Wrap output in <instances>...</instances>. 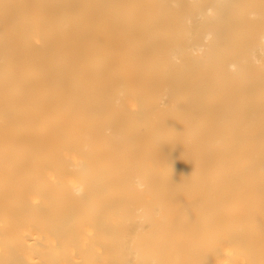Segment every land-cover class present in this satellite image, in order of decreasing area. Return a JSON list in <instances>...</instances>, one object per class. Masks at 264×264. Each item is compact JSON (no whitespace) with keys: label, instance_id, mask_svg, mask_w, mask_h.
<instances>
[{"label":"bare ground","instance_id":"bare-ground-1","mask_svg":"<svg viewBox=\"0 0 264 264\" xmlns=\"http://www.w3.org/2000/svg\"><path fill=\"white\" fill-rule=\"evenodd\" d=\"M0 264H264V0H0Z\"/></svg>","mask_w":264,"mask_h":264}]
</instances>
